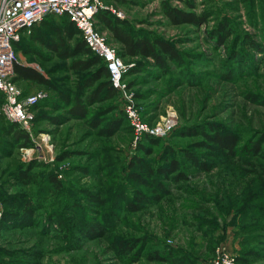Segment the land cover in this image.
Instances as JSON below:
<instances>
[{
    "label": "rangeland",
    "instance_id": "rangeland-1",
    "mask_svg": "<svg viewBox=\"0 0 264 264\" xmlns=\"http://www.w3.org/2000/svg\"><path fill=\"white\" fill-rule=\"evenodd\" d=\"M102 1L123 13L131 33L170 43L182 54L181 63L167 61L162 69L151 59L122 57L123 91L114 100L87 104L86 115L79 118L69 109L81 96L78 86L88 71L75 70L72 62L87 55L62 58L26 39L17 49V64L35 69L48 84L18 83L27 92L47 95L31 109L26 131L31 145L0 139V192H27L29 186L19 184L16 175L23 164L35 162L29 172L33 191L46 174L56 176L61 190L42 180L43 193L52 194L41 202L33 226L0 221V264H176L180 259L182 264H211L219 246L234 255L236 264H264V0ZM165 3L205 14L206 21L173 25L163 12ZM221 22L232 30L223 44L215 34ZM97 26L117 51L120 45L110 32ZM80 39L74 35L69 49ZM139 64L142 69L127 74ZM125 98L150 127L171 113L173 126L163 136L137 138L126 119L111 135L101 134L121 115ZM0 120L4 123L1 115ZM217 131L236 137L234 155L201 145L205 135ZM144 136L154 142L142 141ZM35 145L39 150L34 148L27 159L22 148ZM41 154L45 160L37 158ZM135 158L154 171L176 159L178 170L155 171L145 176V184L138 183L129 176L139 171L130 166ZM180 173L184 177L173 178ZM137 192L149 200L132 210L127 202ZM72 203H77L73 211ZM4 211L0 203V214ZM50 213L65 226L48 224ZM87 223L100 225L93 233L97 236L82 233ZM156 252L166 258L156 259Z\"/></svg>",
    "mask_w": 264,
    "mask_h": 264
},
{
    "label": "trees",
    "instance_id": "trees-1",
    "mask_svg": "<svg viewBox=\"0 0 264 264\" xmlns=\"http://www.w3.org/2000/svg\"><path fill=\"white\" fill-rule=\"evenodd\" d=\"M163 12L173 25L198 24L201 21H206L205 14L195 15L191 12L172 8L167 3L163 5ZM47 16H45L39 24L34 25L29 34L23 35L21 39L15 43V48L16 50L21 48V45L26 42V39H33L40 42L48 49L54 51L56 54H59V56L62 58L72 57L78 54L87 55L85 59L72 62V68L75 70L88 71L78 86V92L81 96L74 99L75 102L72 103V106L69 109L70 114L82 118L87 113V104L89 105L96 101L114 100L118 97L119 91L112 85L109 72L102 59L93 54L86 47L82 37L80 40L75 42L72 49H69V45L71 44L74 35H80L79 31L69 20V18L65 15H60L66 17L68 21L56 23L52 19H47ZM95 19L97 21L96 27L98 28V23L101 24L103 28L110 32L114 42L120 45L119 49L117 50V54L121 58L127 56L132 58L140 57L143 59H151L154 66L162 69H165L167 61H171L176 64L181 63L182 54L166 40L156 36L143 37L131 33L126 29L124 20L105 9H99L95 15ZM215 34L217 36L218 42L223 44L232 34L230 25H228L227 22H221ZM142 68L143 66H140L139 64L131 68L127 74L129 75L136 73ZM14 71L15 77L13 80L17 84H19L18 81L20 80H27L29 82L38 83L41 85L48 84V80L33 68L16 64ZM87 92L88 94L85 95ZM83 98L85 99L83 100ZM2 101L3 99L0 96V104ZM33 107H37V105H34ZM119 113L121 115L119 116L118 114L112 123L108 124L104 130L100 131L101 134L111 135L113 132H115L121 121H126L124 113H121V111H119ZM3 137L9 138L11 143L23 141L27 145H31L28 133L13 123L2 124L0 128V139L3 140ZM205 137L206 141L201 143L202 146H212V148L216 149L217 151L228 155L235 154V146L237 145L238 141L233 134L229 132L223 133L222 131H217L212 135H205ZM147 139L151 143L154 142L153 137L146 136L143 137L142 141H147ZM142 146L145 152L148 151L146 146ZM186 155L191 161L197 163L195 158L190 155V152L186 151ZM36 165H38V162H35L34 165L29 163L23 164L21 166V171H19V173L16 175V180L19 184L29 186L27 192H0V203L4 205L5 209V211L3 213L1 212L0 214V221H8L10 224L14 225V227L20 228L33 226L37 222L36 211L40 209L41 202L46 201L48 196L52 194V192H49L47 195L43 193L47 188L44 185H41L42 180L49 182L50 189H53L54 191L61 190V183L56 178V176L53 174H46L45 176L43 175V177H40V181L38 182V191H33V175H30L29 172ZM30 166L32 167L30 168ZM130 166H138L139 169V171L136 172L130 171V179L142 184L146 183L145 176H151L155 171L159 174L166 175L167 173L177 172L178 170L176 159L169 160L167 165L157 168L155 171L152 166L142 162L140 158H135L133 163H130ZM23 167H26L25 170ZM182 177H184V174L180 173L173 178L179 179ZM90 199L98 200L97 197L93 196H90ZM148 200L149 198L144 194L137 192L133 199L127 203L128 206L130 205L132 210H137L142 204L147 203ZM76 204L77 203H72L69 210L73 211L74 207H76ZM68 213L70 212L68 211ZM60 221H62V219H59V217L54 213H50L46 217V222L48 224L50 223L55 226H58L59 224L61 227H64L65 225ZM99 228L100 225L98 223H87L83 226L81 231L87 237L89 235L97 236L93 233L94 231H98ZM166 254L169 255V253ZM154 257L156 259L166 258L165 253L160 252H156ZM176 264H182L181 259Z\"/></svg>",
    "mask_w": 264,
    "mask_h": 264
},
{
    "label": "built area",
    "instance_id": "built-area-1",
    "mask_svg": "<svg viewBox=\"0 0 264 264\" xmlns=\"http://www.w3.org/2000/svg\"><path fill=\"white\" fill-rule=\"evenodd\" d=\"M99 9H105L123 18L121 11L105 6L102 0H0V96L3 99L0 104V115L4 124L13 123L28 131L32 107L47 95L44 90L26 94L13 79L14 68L18 63L15 43L23 35L29 34L32 27L49 14L65 15L69 18L79 31L86 47L106 65L112 85L118 91H123L124 84L121 81L125 69L123 59L96 27L95 15ZM122 110L137 138L149 133L163 136L174 123L175 116L171 113L161 124L150 127L141 119L130 98H125ZM2 124L0 120V128ZM34 148L39 150L37 145L22 148L27 159L34 156ZM38 157L45 160L46 156L41 154ZM211 264H236V259L225 247L219 246Z\"/></svg>",
    "mask_w": 264,
    "mask_h": 264
},
{
    "label": "crops",
    "instance_id": "crops-1",
    "mask_svg": "<svg viewBox=\"0 0 264 264\" xmlns=\"http://www.w3.org/2000/svg\"><path fill=\"white\" fill-rule=\"evenodd\" d=\"M18 85L21 87V89L23 90L24 93H26V94L34 93V91L33 92H27V91H25V89H23V87L20 84H18Z\"/></svg>",
    "mask_w": 264,
    "mask_h": 264
}]
</instances>
